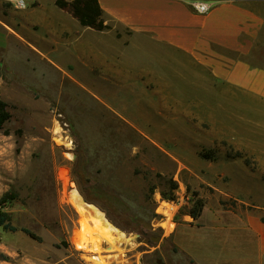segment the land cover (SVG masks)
Instances as JSON below:
<instances>
[{
  "label": "rangeland",
  "instance_id": "rangeland-1",
  "mask_svg": "<svg viewBox=\"0 0 264 264\" xmlns=\"http://www.w3.org/2000/svg\"><path fill=\"white\" fill-rule=\"evenodd\" d=\"M22 8L18 0H0V20ZM6 29H0V98L12 117L0 130V199L15 198L0 208L19 230L0 228V264H101V258L105 264H193L171 239L178 223L191 220L189 206L175 223L156 216L158 195H170L174 184L191 198L264 214V113L256 106L236 98V112L222 113L234 138L213 143L210 124L196 127L188 83L177 81L171 105L159 107L172 117L168 123L153 112L152 98L96 96L47 58L24 51L30 45ZM35 30L43 39L31 42H51L49 28ZM142 115L156 117V128L142 125ZM210 152L214 158L203 157ZM73 194L103 213L116 229L113 243L94 232L100 250L91 248Z\"/></svg>",
  "mask_w": 264,
  "mask_h": 264
},
{
  "label": "crops",
  "instance_id": "crops-1",
  "mask_svg": "<svg viewBox=\"0 0 264 264\" xmlns=\"http://www.w3.org/2000/svg\"><path fill=\"white\" fill-rule=\"evenodd\" d=\"M27 1L0 29L96 96H148L153 112L171 123L159 107L171 105L177 81L186 82L196 127L210 124L213 143L234 138L222 113L236 112V98L264 113V0H213L206 14L186 0H99L112 25L106 31L83 26L55 0ZM37 25L49 28L45 47L30 41L43 39ZM142 116V125L156 128V117ZM171 239L193 264H264V214L250 208L207 200L201 216L178 223Z\"/></svg>",
  "mask_w": 264,
  "mask_h": 264
},
{
  "label": "trees",
  "instance_id": "trees-1",
  "mask_svg": "<svg viewBox=\"0 0 264 264\" xmlns=\"http://www.w3.org/2000/svg\"><path fill=\"white\" fill-rule=\"evenodd\" d=\"M57 6L61 9L70 13L75 17L83 26L91 27L97 31H106L112 28L110 23H107L105 12L102 10L99 0H55ZM12 114L9 109V104L0 98V130L4 129L5 124L11 119ZM204 158L211 159L212 152L202 154ZM172 191L170 195L164 193L165 197H172L173 190L176 189V184L172 186ZM13 194H5L0 199V204H5L11 199H14ZM206 205V201L203 198L194 196L192 203L189 206V214L195 219L199 218L203 212V209ZM0 228H5L12 232L18 231L19 228L12 224L11 215L8 211L0 208ZM22 231L30 235L36 240H41V238L32 232L28 228H21Z\"/></svg>",
  "mask_w": 264,
  "mask_h": 264
},
{
  "label": "built area",
  "instance_id": "built-area-1",
  "mask_svg": "<svg viewBox=\"0 0 264 264\" xmlns=\"http://www.w3.org/2000/svg\"><path fill=\"white\" fill-rule=\"evenodd\" d=\"M185 1V0H183ZM188 1L193 9L199 14H206L210 12L214 5L215 1L213 0H186ZM18 5L20 7H25V0H18ZM172 197H164L159 194L157 201L158 207L156 209V216L160 218L162 224L166 222L175 223V216L182 209L190 206L192 203L191 196L188 194L186 189H181V187L173 190ZM186 217L191 218L189 213L186 214Z\"/></svg>",
  "mask_w": 264,
  "mask_h": 264
},
{
  "label": "bare ground",
  "instance_id": "bare-ground-1",
  "mask_svg": "<svg viewBox=\"0 0 264 264\" xmlns=\"http://www.w3.org/2000/svg\"><path fill=\"white\" fill-rule=\"evenodd\" d=\"M71 200L76 209L80 212L83 217V236L86 238L87 242L90 243L89 245H91V248L96 251L100 250L99 245H97L94 242V238L91 237V234H93L94 232L98 233V237L102 236L106 238V240L113 243V232H116V229L108 222V220L104 217L103 213L99 211L93 204L85 202L79 194H73ZM101 264H105V260L103 258H101Z\"/></svg>",
  "mask_w": 264,
  "mask_h": 264
},
{
  "label": "water",
  "instance_id": "water-1",
  "mask_svg": "<svg viewBox=\"0 0 264 264\" xmlns=\"http://www.w3.org/2000/svg\"><path fill=\"white\" fill-rule=\"evenodd\" d=\"M154 241L157 243L158 242V238H154Z\"/></svg>",
  "mask_w": 264,
  "mask_h": 264
},
{
  "label": "flooded vegetation",
  "instance_id": "flooded-vegetation-1",
  "mask_svg": "<svg viewBox=\"0 0 264 264\" xmlns=\"http://www.w3.org/2000/svg\"><path fill=\"white\" fill-rule=\"evenodd\" d=\"M154 240V238H152Z\"/></svg>",
  "mask_w": 264,
  "mask_h": 264
}]
</instances>
